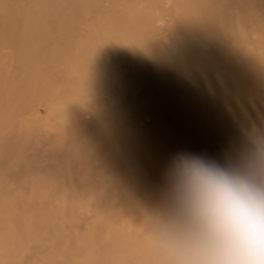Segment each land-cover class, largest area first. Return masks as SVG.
<instances>
[{
  "label": "rangeland",
  "instance_id": "374dc122",
  "mask_svg": "<svg viewBox=\"0 0 264 264\" xmlns=\"http://www.w3.org/2000/svg\"><path fill=\"white\" fill-rule=\"evenodd\" d=\"M114 1L112 6L106 0H67V31L51 37L57 48L52 70L49 61L33 60L30 66L41 72L20 76L24 95L17 97L12 88L0 92V103H9L17 116L9 126L0 124V152L11 156L0 161V166L6 162L0 169V200L8 199L6 184L12 176L26 178L28 185L14 195V203L24 202L20 210L44 231L37 239L42 247L33 255L29 247V257L16 259L17 264H195L177 178L181 158H197L264 188V94L255 89L260 84L264 90V33L251 32L240 44L245 54L237 62L239 72L216 56L222 74L201 75L194 51L175 39L180 33L199 36L184 28L183 19H198L202 25L213 19L231 28L237 25L229 18L235 8L222 3L206 9V0ZM84 5L88 11L82 13ZM128 6L136 25L123 18ZM104 16L119 21L106 26L99 21ZM246 16L261 20L264 9L254 8ZM82 48L86 53L78 59ZM179 52L185 53L182 62ZM255 57L262 61V75L250 65ZM152 69L163 83L177 80L181 86L148 96L134 74ZM94 70L104 71L97 82ZM7 75L15 77V72ZM4 86L0 80V91ZM209 94L224 102L228 124L222 131L206 119L209 110L195 103ZM175 104L183 106L196 128L181 125L183 138L175 120L163 116ZM24 133L25 150L19 154L15 136ZM45 172L59 185L37 189L31 177ZM42 216L52 219L40 222Z\"/></svg>",
  "mask_w": 264,
  "mask_h": 264
},
{
  "label": "bare ground",
  "instance_id": "6f19581e",
  "mask_svg": "<svg viewBox=\"0 0 264 264\" xmlns=\"http://www.w3.org/2000/svg\"><path fill=\"white\" fill-rule=\"evenodd\" d=\"M106 1H109L108 5H117V2H115L114 0ZM220 1L221 0H206L203 3L205 5L202 4V6L203 8L209 9L213 8L214 6L222 5L223 3L227 5L229 9L235 8L237 10L236 14H232V18L230 16L229 18L230 20L232 19V21L235 19L237 25L232 26L231 28H226L224 26H219V23H217V21L213 19L209 20L206 25H202L200 24V22H198V19L187 18L183 19L184 28H190V30L196 32L199 36L195 37L194 34H176L175 32H173V35L176 34V41H179L186 47H189V50H191V52L194 51V63L201 75L212 74L213 72L217 74L222 71L223 66L217 63L214 59L216 56L228 61L234 66L235 71L239 72L241 68L237 66V62L240 61V59L245 54L240 44L242 43V41H245L246 37H248L251 32L259 34L264 33V18L255 21L252 20V18L246 16L254 8H260V10L264 9V0ZM66 2L67 0H0V50H11L9 54L2 52L0 53V80H2L5 84L3 89L0 91L2 94H5L6 91L11 88L15 89L14 91L17 97H20L23 94L24 85H21V83L25 80H22L20 76L41 72L38 71L39 68L36 69L35 67L30 66V63L33 60L49 61L48 70H52V67L54 66L56 61L54 53H56L57 48L54 45L56 43L53 41L51 42V37H59L60 35H64L67 31V27L64 23V17L67 13H70V8L66 4ZM233 2H238L235 4L239 7H234ZM131 3H133L132 0ZM128 7V11H123V18L129 20L132 25H136L137 16L132 15L130 6ZM82 8L83 9L80 10L82 11V13L84 11H88L86 10L87 7L85 5ZM99 21L101 24L106 23V26H109L110 23L114 22V25H116V22H118L119 20H116L115 17L104 16ZM67 44H69V41L66 42V45ZM204 48H206L207 51H204ZM85 53V49L82 48L78 53V59H81L80 57H82ZM197 54H201L202 57ZM177 57V59L182 62L184 60L185 53L179 52ZM6 59H11V63L4 65L3 62ZM250 65L252 67H256L257 73L259 72V74L262 75L261 67L263 66V64L259 57L256 59L255 63ZM173 67H175V65L171 64L169 68ZM30 68H33V70H31ZM153 69L151 71L136 70V73L134 74L140 80V83L138 85L139 90L144 91L148 96L155 97L159 95L161 93V89H163L164 87L173 90L181 86V82L177 80L167 81L166 84L163 83L161 78H157L158 75L154 74L155 71ZM12 70L15 72V77H9L7 75ZM101 74L104 75V71L94 70L92 74L94 82H97L99 80ZM221 74L222 72L219 75ZM262 77L263 76H260L258 78L259 81L262 80ZM15 84H18L17 88H13ZM67 84L72 87L70 83ZM79 85L80 89L83 90L85 85L82 83H80ZM255 89L257 91H260V93L263 91L264 94V90H260L262 89L260 84L258 85V88ZM24 91L30 92V88L25 86ZM38 92L43 93L41 90H39ZM48 93H53V88L52 90L48 89ZM179 95L180 96L178 97L182 99V94ZM197 99L195 100L196 105H199L201 109L209 110V112L206 110V119L216 124L217 128H219L220 131H222L224 127H227L228 120L223 111L225 108H223L224 102L222 103L219 96L209 94L208 96H204L201 99ZM41 103V101L37 102L34 104V106H38ZM257 107L260 108L261 105H258ZM32 108L33 105L30 106L29 109ZM9 109V103H7V105H3L2 103H0V124H3L4 127L9 126V121L11 118H17L16 113L13 111V109ZM211 109H213L214 111H212ZM164 112L165 113H163V116H168L169 118L175 120L174 127L177 131H179L181 125L192 126L194 131L196 130V128L191 124V121L189 120V113L184 110L183 106L175 104L172 108H167ZM63 122L64 119H62L59 124ZM25 136L26 133L19 135L18 137L15 136L17 138V142H19L16 143L19 144V154L20 152L25 150V145L23 143V139ZM179 136L181 138L184 137L182 134H180V131ZM167 151L168 149L164 150V153ZM156 155L159 158L163 156V154L160 153H157ZM10 157L11 156L8 153L0 152V161H6ZM5 164L6 162L2 166H4ZM2 166H0V169L2 168ZM10 174L15 175V170L10 171ZM11 178L12 181L9 180L6 184V190H8V199L4 198L3 200H0V262L2 260L10 259L13 262L12 264H17V261H15L16 259L19 258L18 262H21L20 260L23 259V262L29 257V255H27V249L29 247L34 248L31 255H33V252L35 250H38V248L42 247L40 245L41 243L37 239H39L44 231L39 227L31 224V216L28 213H25L23 210H20L19 207H24V202H19L17 204L14 203V195L16 193H19L22 187L28 185L26 178H21V180L13 179L14 176H12ZM31 178L32 183L37 184V189H44L48 186L55 187L59 185L58 179H55L52 174L47 172L38 173ZM28 198L30 199V197ZM15 213L18 215H15ZM51 219L52 217L50 216H42L39 218V221L49 222Z\"/></svg>",
  "mask_w": 264,
  "mask_h": 264
},
{
  "label": "clouds",
  "instance_id": "9594fccd",
  "mask_svg": "<svg viewBox=\"0 0 264 264\" xmlns=\"http://www.w3.org/2000/svg\"><path fill=\"white\" fill-rule=\"evenodd\" d=\"M177 178L195 264H264V188L197 158Z\"/></svg>",
  "mask_w": 264,
  "mask_h": 264
}]
</instances>
